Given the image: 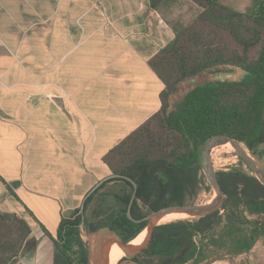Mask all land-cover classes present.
Listing matches in <instances>:
<instances>
[{"label": "crops", "instance_id": "crops-1", "mask_svg": "<svg viewBox=\"0 0 264 264\" xmlns=\"http://www.w3.org/2000/svg\"><path fill=\"white\" fill-rule=\"evenodd\" d=\"M182 4L198 14L191 0H0V215L30 228L0 264H54L41 225L56 237L109 175L104 154L159 110L149 60L185 25ZM207 264H264V237Z\"/></svg>", "mask_w": 264, "mask_h": 264}, {"label": "trees", "instance_id": "trees-1", "mask_svg": "<svg viewBox=\"0 0 264 264\" xmlns=\"http://www.w3.org/2000/svg\"><path fill=\"white\" fill-rule=\"evenodd\" d=\"M165 1L150 3L159 8ZM191 1L200 12L176 27L174 38L149 60L164 83L159 110L102 157L109 175L119 176L88 195L83 212L62 213L56 237L41 225L55 244L54 264H89L83 234L109 227L128 242L151 212L196 203L211 190L198 158L208 138L227 135L264 154V0H254L247 11L218 0ZM239 163L216 171L224 196L219 209L155 226L145 249L116 264H207L248 253L264 237V184L241 158ZM134 191L132 220L127 210ZM0 227L11 235L0 250L16 255L29 226L0 215Z\"/></svg>", "mask_w": 264, "mask_h": 264}, {"label": "water", "instance_id": "water-1", "mask_svg": "<svg viewBox=\"0 0 264 264\" xmlns=\"http://www.w3.org/2000/svg\"><path fill=\"white\" fill-rule=\"evenodd\" d=\"M220 140L229 141L231 145L235 148L236 152L240 156V158L246 163L249 169L253 172V174L259 179V181L264 184V166H262L258 160V158H254V154L251 153V149H249L242 141H239L235 138L229 137L227 135H215L203 142V144L199 148L198 158L201 169L211 185L214 189L216 196L208 203H193V204H185V205H171L157 209L154 212L146 215L143 220L146 221V226L144 229H147L146 238L139 244H133L131 241L125 242L117 232L109 227H103L93 233L90 234V239L88 242V261L89 264H108L107 262V253L106 247L107 244L111 241H116V243L121 247L124 251V256L127 257H135L137 256L143 249H145L152 238L153 230L155 226L162 224L159 223L160 219L169 212H180L186 214L184 218H198L209 214L217 209H219L223 204V191L221 185L219 183L216 170L213 167L210 152L213 146L219 142ZM252 156H251V155ZM119 175H107L106 177L99 180L89 191L87 194L90 195L95 189H97L103 182L106 180L118 177ZM130 180V179H129ZM134 187L136 188V183L133 182ZM86 196V197H87ZM135 198V191L131 197L127 215L130 219H133L131 216V204ZM84 202L80 207L81 212H83Z\"/></svg>", "mask_w": 264, "mask_h": 264}, {"label": "rangeland", "instance_id": "rangeland-1", "mask_svg": "<svg viewBox=\"0 0 264 264\" xmlns=\"http://www.w3.org/2000/svg\"><path fill=\"white\" fill-rule=\"evenodd\" d=\"M222 4H225L231 8H234L239 11H247L254 5V0H218ZM166 7V6H165ZM181 16L182 20H185L184 24L186 25L188 22L194 18V12L193 9H189L186 5L182 4L181 6ZM166 10H169L168 7H166ZM201 10V8L198 6V13ZM170 20V18H169ZM187 90V85L181 86L180 92L175 94L172 98V105H175L177 101L180 99V97L183 95V93ZM219 147V148H218ZM216 149V150H215ZM253 153V151H251ZM254 154V153H253ZM251 155V154H250ZM252 156V155H251ZM240 156L236 152L235 148H229L227 146H216L211 149L210 152V158L213 164L214 169L220 170V169H229L234 166H240L239 158ZM254 158H258L260 164L264 166V154L259 157L258 155L254 154ZM216 196L214 189L211 187L210 191H203L199 194L196 203H208L210 202L214 197ZM142 234V233H141ZM141 234H139L138 238L136 239L135 243L139 240L141 237ZM84 240L89 242L90 235H83ZM120 256H118L119 258ZM116 259V262L118 260ZM115 262V264H116Z\"/></svg>", "mask_w": 264, "mask_h": 264}, {"label": "bare ground", "instance_id": "bare-ground-1", "mask_svg": "<svg viewBox=\"0 0 264 264\" xmlns=\"http://www.w3.org/2000/svg\"><path fill=\"white\" fill-rule=\"evenodd\" d=\"M219 143H229V144H231L229 141H226V140L222 141V140H220L213 147H216V146H226V145H217ZM227 147L232 148L230 146H227ZM184 217H186V214H184V213H180V212H169V213L165 214L160 219L159 223H166V222H169V221H172V220H175V219L184 218ZM139 234H141V237L137 241L136 245H139L146 238L147 229H143ZM139 234L131 241V243H133V244L135 243V241L138 238ZM106 253H107V262H108V264H115L116 259L118 258V256H120V257L121 256H124V251L116 243V241H111V242H109L107 244Z\"/></svg>", "mask_w": 264, "mask_h": 264}]
</instances>
